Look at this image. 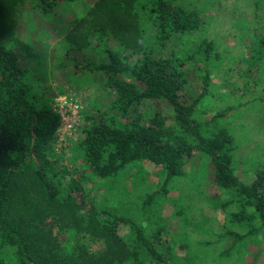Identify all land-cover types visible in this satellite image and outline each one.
<instances>
[{
	"label": "trees",
	"instance_id": "obj_1",
	"mask_svg": "<svg viewBox=\"0 0 264 264\" xmlns=\"http://www.w3.org/2000/svg\"><path fill=\"white\" fill-rule=\"evenodd\" d=\"M26 1L47 16L60 1L73 0H0V264H7L4 249L11 251L9 264H168L152 244L156 232L147 237L128 217L86 205L80 184L50 156L59 115L47 89L32 79L26 64L29 46L14 32L19 7ZM86 1L88 11L71 20L65 38L70 47L90 45L104 58L72 62L87 72L102 73L114 96L103 110L84 114L71 150H77L87 170L102 179L140 159L160 166V186L145 195L143 205L166 194L171 179L183 175L185 158L195 152L206 154L213 184L228 194L219 209L230 224L243 227L241 232L218 234L232 238L220 254L238 252L244 238L264 233V162L255 167L252 163L250 180H241L234 172L236 141L218 122L231 106L204 119L194 116L208 93L209 73L205 69L199 85L193 86L190 67L171 39L197 29L199 15L175 0ZM261 7L264 0H255L258 31L247 53V71L264 57ZM142 19L149 22L153 43L144 41ZM112 40L135 53L134 59H122L111 47ZM199 47L207 58L212 42L203 41ZM145 99H164L172 108V123L165 125L158 112L144 116L139 105ZM48 217H57L64 230L70 229V217H77L88 234L102 239L103 249L90 253L80 244L69 247L59 242L46 225ZM119 225L128 227V236L118 232Z\"/></svg>",
	"mask_w": 264,
	"mask_h": 264
},
{
	"label": "rangeland",
	"instance_id": "obj_2",
	"mask_svg": "<svg viewBox=\"0 0 264 264\" xmlns=\"http://www.w3.org/2000/svg\"><path fill=\"white\" fill-rule=\"evenodd\" d=\"M94 1V0H90ZM255 0H175L200 17V26L171 39L179 56L190 67V82L199 85V75L209 73V90L202 97L195 115L204 119L231 106L219 123L236 141L234 172L241 180H250L252 163L264 162V57L258 67L247 71V53L258 31L255 27ZM90 5L86 0L60 1L50 15L40 12L28 1L19 7L15 36L29 46L26 64L38 87L47 89L52 99L70 96L79 106V118L69 131L55 132L50 144L51 157L61 161L69 177L81 186L85 204L106 208L128 217L151 237L155 250L168 264H264V233L247 236L227 255L220 252L231 243L225 231L243 230L230 224L218 204L228 197L227 191L216 187L206 170L208 157L195 152L183 161V175L174 177L166 194L143 205L145 195L158 189L163 179L160 166L140 159L128 163L109 178L92 175L81 163L71 145L80 134L85 113L103 110L113 99V92L100 72H87L74 66L72 59L95 62L103 53L90 45L74 49L65 38L73 18L84 16ZM259 12L264 8H259ZM142 36L153 43L149 22L142 19ZM212 42V50L204 58L200 44ZM110 45L122 59L132 61L135 53L116 41ZM144 116L158 112L165 125L172 123V108L164 99H145L139 105ZM70 229H63L57 217H48L47 227L59 242L69 247L80 244L87 252L103 249L102 239L88 234L77 217H70ZM57 222H56V221ZM78 222V223H77ZM126 237L128 227L118 226ZM3 260L12 261L10 249L2 252ZM149 264H157L149 261Z\"/></svg>",
	"mask_w": 264,
	"mask_h": 264
},
{
	"label": "built area",
	"instance_id": "obj_3",
	"mask_svg": "<svg viewBox=\"0 0 264 264\" xmlns=\"http://www.w3.org/2000/svg\"><path fill=\"white\" fill-rule=\"evenodd\" d=\"M52 108L59 115V124L55 132L69 131L79 118V106L70 96L59 95L54 98Z\"/></svg>",
	"mask_w": 264,
	"mask_h": 264
}]
</instances>
